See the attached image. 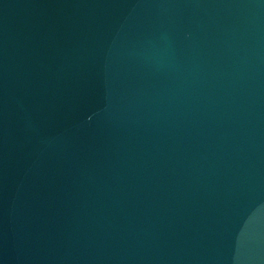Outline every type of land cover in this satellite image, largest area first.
<instances>
[{"label": "water", "instance_id": "95a60500", "mask_svg": "<svg viewBox=\"0 0 264 264\" xmlns=\"http://www.w3.org/2000/svg\"><path fill=\"white\" fill-rule=\"evenodd\" d=\"M0 264H264V0H0Z\"/></svg>", "mask_w": 264, "mask_h": 264}]
</instances>
